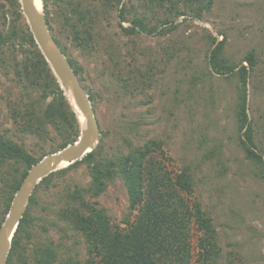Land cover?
<instances>
[{"label": "rangeland", "instance_id": "obj_1", "mask_svg": "<svg viewBox=\"0 0 264 264\" xmlns=\"http://www.w3.org/2000/svg\"><path fill=\"white\" fill-rule=\"evenodd\" d=\"M53 1L45 0L52 37L81 65L78 77L94 100L100 127L95 146L115 157L149 140L159 141L161 149L155 150V155L165 167L172 174L184 167L191 173L193 192L187 198L198 199L213 219L221 248L218 264H264V181L257 164L245 157L240 145L235 79L208 72L211 35L223 41V54L230 63L242 61L246 65L245 55L252 52L255 64L247 83V114L254 122L253 129L263 124L264 0H213L201 19L181 15L163 25H159L163 15L155 10L146 15L148 26L156 24L157 29L130 35L121 31L120 6L100 12V0H80L99 11L93 40L85 49L75 46L62 28ZM142 2L122 0L127 10V21H121L122 25L144 12ZM43 4L44 0V12ZM9 9L8 3L0 0V30L8 27ZM24 21L23 16L21 24ZM8 64L0 65V123L10 129L9 136L38 155L39 145L49 149L59 139L44 142L29 134L15 135L10 106L15 102L19 107L23 101L37 98L39 92L33 89L29 93L32 97H21V85L16 82L12 63ZM50 97L42 99L40 105ZM46 129L48 137L57 136L51 126ZM256 136L262 132L256 131ZM53 179L50 187L35 190L36 203L31 209L35 220L27 243L32 259L29 264H35L33 256L41 245L56 250L52 264H68L84 257L83 239L66 228L57 214L67 186L89 185L88 168L80 164L64 174H54ZM91 200L106 209L112 223L124 226L125 219L134 218L118 177ZM198 235L192 226L190 264H195Z\"/></svg>", "mask_w": 264, "mask_h": 264}, {"label": "trees", "instance_id": "obj_2", "mask_svg": "<svg viewBox=\"0 0 264 264\" xmlns=\"http://www.w3.org/2000/svg\"><path fill=\"white\" fill-rule=\"evenodd\" d=\"M10 9V22L7 29L0 30V65L12 63L16 82L21 85L20 96L32 97L36 90L39 96L27 99L22 104L13 102L9 118L15 135L26 134L56 145L45 149L39 145L40 153L32 154L19 139L8 135L10 129L0 123V225L8 211L10 201L26 171L44 155L55 152L77 139L80 122L72 105L66 99L56 78L38 49L29 28L20 18L23 17L18 0H5ZM53 1L56 18L70 36L75 46L85 49L93 40V24L99 11L85 6L80 0ZM144 12L127 21L126 9L122 0H100V12L112 7L119 8V25L125 35L144 31L154 32L157 25L148 26L147 13L159 11L163 17L161 24L173 22L181 15L201 19L213 0H142ZM43 4L48 23L49 9ZM49 29L51 28L48 25ZM172 26L168 27L170 29ZM163 32V30H160ZM17 42L18 45H17ZM58 45V41H56ZM18 46V50L15 47ZM66 55V50L61 47ZM19 58L17 59V54ZM74 71L79 76L81 65L66 55ZM243 64L230 63L223 54V41L211 35L208 55V72L233 77L236 83L237 102L235 120L239 132L240 145L245 157L257 164L259 177L264 181V121L253 129L254 122L247 114V83L250 69L255 64L254 54L248 52ZM80 79V77H79ZM81 81V80H80ZM88 93V92H87ZM93 104V98L88 93ZM50 100L41 106L42 99ZM264 119V114H263ZM51 126L56 135L49 136L46 126ZM257 129V130H256ZM262 136H256V131ZM20 136V137H21ZM263 138V139H262ZM161 144L155 140L131 148L126 154L115 157L104 154L102 146L65 167L50 172L36 185L50 187L54 174H64L80 164L88 168L89 185L84 188L75 184L67 186L63 192V205L58 210V218L72 233L81 236L84 242L83 258L67 261L68 264H190L192 259L191 228L198 231L195 264H218L221 248L218 244L213 219L202 209L198 199H188L193 192V180L187 167L171 173L155 155ZM121 179L128 198L129 212L134 211L132 220L125 219L124 226L112 223L106 209L91 197L104 191L116 178ZM34 188L26 210L11 238L7 264H29L32 260L27 250L31 227L35 220L31 213L36 203ZM56 250L49 246H39L33 259L35 264H52Z\"/></svg>", "mask_w": 264, "mask_h": 264}, {"label": "water", "instance_id": "obj_3", "mask_svg": "<svg viewBox=\"0 0 264 264\" xmlns=\"http://www.w3.org/2000/svg\"><path fill=\"white\" fill-rule=\"evenodd\" d=\"M18 1L34 42L56 78L66 99L69 100L66 96V91L71 95L83 117V124L80 125V133L75 141L55 152L44 155L41 159L31 164L26 171L12 196L8 211L0 225V264H7L6 260L11 245V238L26 210L29 198L36 185L43 177L57 170L61 162L66 161L70 164L80 160L88 152L92 151L100 136V127L89 95L67 56L53 39L42 7L38 10L33 0ZM73 110L77 114L74 107Z\"/></svg>", "mask_w": 264, "mask_h": 264}, {"label": "bare ground", "instance_id": "obj_4", "mask_svg": "<svg viewBox=\"0 0 264 264\" xmlns=\"http://www.w3.org/2000/svg\"><path fill=\"white\" fill-rule=\"evenodd\" d=\"M33 3H34L35 7H36L38 10L41 9V7H42V0H33ZM66 96L69 98V102H70V104H71V105L75 108V110L77 111V115H78V118H79V122H80V124H83V117H82L80 111L77 109V106L75 105V103H74V101H73V99H72V97H71V95L69 94L68 91H66ZM67 165H68V163H67L66 161H63V162H61V163L59 164L58 167L60 168V167H64V166H67Z\"/></svg>", "mask_w": 264, "mask_h": 264}]
</instances>
